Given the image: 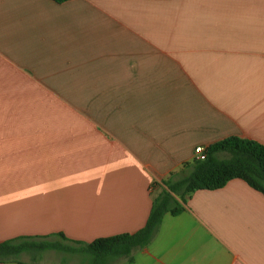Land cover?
<instances>
[{"label":"crops","instance_id":"crops-1","mask_svg":"<svg viewBox=\"0 0 264 264\" xmlns=\"http://www.w3.org/2000/svg\"><path fill=\"white\" fill-rule=\"evenodd\" d=\"M231 135L264 144V0H0V241L133 233ZM108 264H264V195L195 190Z\"/></svg>","mask_w":264,"mask_h":264},{"label":"trees","instance_id":"trees-1","mask_svg":"<svg viewBox=\"0 0 264 264\" xmlns=\"http://www.w3.org/2000/svg\"><path fill=\"white\" fill-rule=\"evenodd\" d=\"M205 151L204 159L194 158L184 164L191 166L187 174L176 180H162L164 188L152 199L144 225L135 232L98 237L88 243L68 239L61 232L18 236L0 241V262L30 264L19 259L21 253L54 250L87 256L86 264H108L116 257L128 256L133 248L145 247L157 231L163 215L167 212L178 214L183 209L186 196L195 190L216 189L238 178L264 195L263 143L231 135L209 144ZM222 153L227 156L222 157Z\"/></svg>","mask_w":264,"mask_h":264},{"label":"built area","instance_id":"built-area-1","mask_svg":"<svg viewBox=\"0 0 264 264\" xmlns=\"http://www.w3.org/2000/svg\"><path fill=\"white\" fill-rule=\"evenodd\" d=\"M193 153H194V158L198 160H202L206 156L205 148L201 145L195 146Z\"/></svg>","mask_w":264,"mask_h":264},{"label":"rangeland","instance_id":"rangeland-1","mask_svg":"<svg viewBox=\"0 0 264 264\" xmlns=\"http://www.w3.org/2000/svg\"><path fill=\"white\" fill-rule=\"evenodd\" d=\"M222 157H225V156H227L225 153H222V154H220ZM26 256V259H28V255H25ZM77 258L78 259H81V260H83V262H86V261H88V257L87 256H82V255H80V254H78V256H77ZM20 259V258H19ZM25 259V258H24ZM23 261V260H22Z\"/></svg>","mask_w":264,"mask_h":264}]
</instances>
